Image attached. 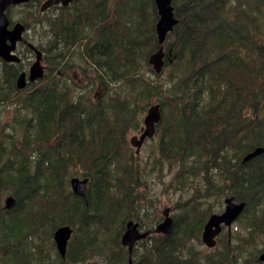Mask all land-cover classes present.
<instances>
[{
  "label": "trees",
  "instance_id": "1",
  "mask_svg": "<svg viewBox=\"0 0 264 264\" xmlns=\"http://www.w3.org/2000/svg\"><path fill=\"white\" fill-rule=\"evenodd\" d=\"M44 1L21 5L17 19L15 7L7 11L26 25V42L43 51L49 69L20 90L34 50L23 48L19 63L0 58V107L13 111L10 120L0 114V264H88L95 256L98 264H130L121 241L130 219L151 232L131 264L242 263L263 244L257 258L264 152L243 160L264 147V0H172L179 23L164 43L161 74L149 63L160 48L154 0H75L41 12ZM156 103V152L142 168L128 136ZM166 164L175 189L199 184L178 202L171 236L154 233L159 217L144 222L153 213L144 183ZM73 176L89 179L87 203L73 193ZM227 194L247 201L245 233L232 235L231 245L225 232L224 252L203 254L213 209L198 202ZM6 196L16 198L12 209L3 206ZM66 224L74 228L67 258L56 250L52 263L46 246L56 249L54 232Z\"/></svg>",
  "mask_w": 264,
  "mask_h": 264
},
{
  "label": "water",
  "instance_id": "2",
  "mask_svg": "<svg viewBox=\"0 0 264 264\" xmlns=\"http://www.w3.org/2000/svg\"><path fill=\"white\" fill-rule=\"evenodd\" d=\"M31 0H0V58L4 61L20 62V56L16 53L18 43L24 38L26 26L22 22L11 25L6 14V10L13 5H21ZM75 0H46L41 5V11H46L53 5L68 6ZM157 6L159 19L156 25L158 42L160 48L151 55L149 63L157 74H160L165 65L166 51L164 43L169 33H172L175 26L179 23V18L175 15V9L172 0H154ZM30 46L36 52L35 61L29 68V73L23 71L17 79V87L24 89L28 83H34L45 76V67L42 65L43 53L41 50ZM162 119V108L160 104H153L149 107L144 117V126L140 135H135L129 139L131 145L136 148V154L139 155L141 148L147 139L155 136L157 124ZM264 152L263 147H258L244 157L243 162L246 163ZM89 179L74 176L70 178L71 189L75 195L81 197L86 203L89 194ZM16 204L14 196H8L5 199V208L12 209ZM225 209L222 213H212L207 219L203 232L202 242L209 248L217 246V237L221 234L224 227L232 228V225L240 218L247 207V202L240 200L235 195H228L224 200ZM164 218L155 226L156 234L171 236L174 232V219L170 215L169 209L164 211ZM74 229L71 225L66 224L58 227L53 235L57 250L63 259L67 256L68 243L73 235ZM151 234L150 231H143L140 223L131 219L126 223V231L122 235L121 241L123 246L128 248L129 260L132 262V255L136 243L147 238ZM259 259L264 261V251L260 254Z\"/></svg>",
  "mask_w": 264,
  "mask_h": 264
},
{
  "label": "rangeland",
  "instance_id": "3",
  "mask_svg": "<svg viewBox=\"0 0 264 264\" xmlns=\"http://www.w3.org/2000/svg\"><path fill=\"white\" fill-rule=\"evenodd\" d=\"M13 7H15V8L12 10V14L15 16L16 19L20 16V14H24V11L21 8V6H13ZM21 11H22V13H21ZM16 21H19V20H16ZM43 65H44L45 69H47L49 67V64H46L45 61L43 62ZM151 69H152L153 73H156V72H154L153 68H151ZM79 81L83 85H85L87 82V81H84V77H81ZM94 92H95L94 96L96 99H100L102 97V92L99 88L96 87L94 89ZM0 114H4L3 117L5 120H10L12 118L13 111L11 109H5V107H0ZM139 134H140V131H137V130L132 131L129 134L128 139L132 138L135 135H139ZM157 141H158L157 135L154 136L153 138L149 139L142 146L141 153L139 155H136L138 158L137 161L140 163L142 168L147 166V168L150 169L152 167L151 164H147V163L149 162V160L153 161V157L155 156V152H156ZM132 152L135 154V148H132ZM174 173H175V170L173 169L171 171L168 168V165L166 164L164 169L162 170V172H159V170L154 169L152 171V174H150L148 176V178L146 179V182L144 183V187H143V190H144L145 195H146V199L143 201V203L148 205L149 210L153 212L151 214H148L145 217L144 222L146 224L151 225L152 223H155V220L157 217H159L160 221H161L163 219L162 217H164L163 213L166 209H169L170 215L172 217L174 215L177 216L180 213V210L177 207L178 202L181 200L186 201V200L190 199V197L193 195L194 191L198 187L199 184H197V187L194 188L192 191H190V190L193 188V186L189 189H184V191L183 190L180 191V190L175 189V186L172 184V178L174 176ZM170 182H171V185H170ZM197 183H199V182H197ZM194 186H195V184H194ZM226 196H228V194L220 197L219 199L217 198L216 200H214V198H213L214 195H213L211 198H209L207 200L199 201L198 205H201V206L211 205L213 212L220 213L225 208L224 199ZM5 198L3 201V206L5 204ZM244 223H245V221L239 219L238 221H236L233 224L231 230L225 229L224 232L229 233V242L231 243V245H233L232 235L245 233V232L242 233V231H241L244 227ZM155 225H156V223H155ZM259 240H263V238H259ZM218 246H219V243H218L217 247L210 249L207 246L202 245L200 247V250L202 251L203 254H211L213 252H222L223 253L225 250L224 245H222L220 247H218ZM262 247H263V244L253 245L249 249V251H248L249 254L246 255L244 262L245 263L250 262V264H255V262L253 260H249V259L254 258L255 255L257 254V248H262ZM46 248L49 249V251H50V255L52 257H49V258H50V260H52V263L56 262L57 258H58V257H54L56 249H52L51 246H49V244L46 246ZM243 259H242V262H243ZM101 261H102V257L95 256V257L91 258L90 263H88V264H91L92 262H95L98 264ZM129 262H130V260H129ZM237 263H234V264H237Z\"/></svg>",
  "mask_w": 264,
  "mask_h": 264
},
{
  "label": "flooded vegetation",
  "instance_id": "4",
  "mask_svg": "<svg viewBox=\"0 0 264 264\" xmlns=\"http://www.w3.org/2000/svg\"><path fill=\"white\" fill-rule=\"evenodd\" d=\"M22 44H24V45H22ZM26 45H28L27 44V42L26 41H22V42H19L18 43V46H17V49H16V52H17V54L18 55H20V51L23 49V48H25L26 47ZM225 229H227V230H231V229H229L228 227H224L223 228V230H222V232H221V234L217 237V240H218V242H219V238H220V236L223 234V233H225L224 231H225ZM217 245H218V243H217ZM217 247V246H216ZM264 251V250H263ZM262 251V252H263ZM261 252V253H262ZM261 253H258V257L256 258H250L249 260H253L254 262H255V264H264V261H261L260 259H259V257H260V254ZM244 260H245V258L243 259V262L242 263H237V264H250V262H244Z\"/></svg>",
  "mask_w": 264,
  "mask_h": 264
}]
</instances>
